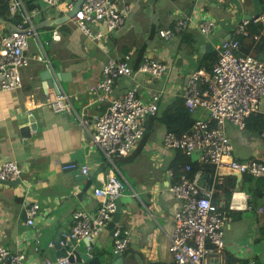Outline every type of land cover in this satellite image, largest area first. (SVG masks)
Segmentation results:
<instances>
[{
  "label": "crops",
  "instance_id": "crops-1",
  "mask_svg": "<svg viewBox=\"0 0 264 264\" xmlns=\"http://www.w3.org/2000/svg\"><path fill=\"white\" fill-rule=\"evenodd\" d=\"M117 2L119 8L123 3L130 4L124 24L114 30H107L103 24L95 25L104 34L93 39L80 30L71 16L65 17L67 12L47 6L41 0H32V8L37 9L32 16L37 53H27L29 64L19 69L21 85L13 90H0V161L14 160L24 169L20 183L14 186L0 183V243L16 250L19 234L28 232L30 237L24 243L28 264H45V257L62 256L54 245L55 238L67 236L75 209L92 210L101 202L93 188L108 178L111 169L125 185L118 220L113 225H107L108 221L95 239L85 237L88 244L85 238L72 239L73 243H79L83 252L93 250L91 256L98 255L100 264H111L119 256L123 257L124 264H172L166 233L173 227V215L179 202L168 186L179 180L180 172H176L175 167L180 162L175 165V160L183 154L163 146L162 137L167 131L163 123L146 118L143 122L146 142L137 145L129 155L113 157L114 165H111L101 148L89 144L87 139L94 115L104 112L108 105L107 101L97 99L92 87L101 78L102 66L109 58L122 59L129 55L134 69L145 57L162 61L167 64L162 76L136 70L133 75L118 78L113 85L114 94L118 95L135 84L139 96L146 100L159 91L160 113L176 96H182L185 77L205 66L206 53L218 52L221 40L234 36L236 24L246 15H252L253 10V14L264 11V0H226L222 4L212 0ZM195 10L212 17L216 27L207 34H202L195 26L187 27L169 39L159 34V30L172 29L178 18ZM52 19L57 22L43 23ZM15 22L10 15L0 16V36L9 32ZM55 30L59 32V39L53 38ZM253 46L252 55L264 62V38ZM34 54H40L41 59L34 58ZM44 69L50 71L53 84L42 78ZM55 71L66 72L67 76L64 80L57 78ZM56 86L67 94L70 105L66 110L55 111L45 102L46 95L55 91ZM31 117L36 127L28 130L26 137L22 128L30 124ZM154 123L164 126L163 133L159 139L148 143ZM227 130L236 159L256 156L264 160L263 113L248 118L243 129L228 123ZM145 147L153 150V157L159 156L165 170L144 181L131 167V181L124 170L128 171L129 162ZM68 163L76 165L64 168ZM84 163L88 165L87 174L80 169ZM236 186L239 188L229 177L223 193H215L213 200L223 210L227 209L231 188ZM251 201L249 208L232 211V220L225 225L227 264L264 263V211H258L260 206L264 207V186L261 195ZM32 202L39 203V208L34 223L27 225L25 209ZM116 226L122 235L126 231L129 235L126 247L119 253L114 251Z\"/></svg>",
  "mask_w": 264,
  "mask_h": 264
},
{
  "label": "built area",
  "instance_id": "built-area-1",
  "mask_svg": "<svg viewBox=\"0 0 264 264\" xmlns=\"http://www.w3.org/2000/svg\"><path fill=\"white\" fill-rule=\"evenodd\" d=\"M47 6H56L67 12L75 0H41ZM118 0H83L71 16L86 36L99 39L103 36L95 25L103 24L107 30L121 27L130 10V4L118 7ZM222 4L226 0H212ZM1 2V0H0ZM36 8H27L23 0H11L9 15L19 14L13 28L0 36V90H13L21 85L19 69L27 66L30 57L27 38L36 34L32 16ZM215 20L204 12L195 10L178 18L172 29H161L159 34L169 39L177 32L191 26L207 34L216 27ZM234 36L221 41L217 47L219 57L211 70L202 66L192 70L185 77L182 97L185 106L197 116L184 131L164 132L162 144L167 149L179 150L190 158L183 165L179 180L169 184L168 189L179 202L173 215V227L167 232L168 252L172 264H227L225 248V225L232 220L231 212L249 208L248 194L231 188L227 209L223 210L214 202L216 192L222 194L227 178L236 185L238 175L245 173L264 178V160L256 156L238 160L233 155V141L227 124L239 129L257 113L264 114V62L242 49L244 42L256 44L264 38V11L241 19L234 28ZM53 38L59 39L58 31ZM33 57L41 59L40 54ZM162 76L167 64L154 58L145 57L137 66H132L129 55L122 59L109 58L102 66V76L92 90L99 101H107V109L95 114L92 127L87 130L89 144H96L106 158L114 165L113 157L129 155L137 147L144 129L143 122L158 111L157 101L160 92L152 93L149 99L139 96L137 85L133 84L124 92L114 94V82L135 71ZM45 102L55 111L68 109L67 94L51 91ZM197 163V166L193 165ZM76 164H64L72 168ZM81 172L87 174L88 165L81 164ZM23 167L11 159L0 161V179L22 180ZM124 182L114 170L108 178L93 188L100 203L92 210L77 208L72 212V227L65 237L79 241L82 238H95L117 210L116 200L124 190ZM39 203L32 202L25 209L26 224L34 223ZM259 212L264 207L258 208ZM114 251L121 252L127 245V231L113 229ZM28 232L19 234L16 250H10L0 243V264H28L24 243ZM45 264H76L68 256L56 259L45 257Z\"/></svg>",
  "mask_w": 264,
  "mask_h": 264
},
{
  "label": "trees",
  "instance_id": "trees-1",
  "mask_svg": "<svg viewBox=\"0 0 264 264\" xmlns=\"http://www.w3.org/2000/svg\"><path fill=\"white\" fill-rule=\"evenodd\" d=\"M11 0H1L0 2V16L7 17L9 15V5ZM25 6L27 8H32V0H23ZM14 17L15 19L19 18V14H16ZM242 49H244L245 52H249L251 49V44L244 42L241 38ZM255 55H257L255 53ZM219 57V54L217 51L215 52H209L204 55L205 59V66L207 69L211 70L213 67V64L217 61ZM138 64V63H137ZM136 64V66H137ZM167 107L159 113V111L152 116H149V120H158L159 122L163 123L167 130H174L177 133H180L187 129L195 117L197 116V113L191 112L184 104V100L182 96H176L169 105H166ZM146 133H143V139L141 138L139 142V146H142L143 143L146 142ZM138 147V146H137ZM136 147V148H137ZM183 156V155H182ZM178 157L177 160H175V165L177 161L180 163L178 166L175 167L176 172L182 171L183 165L185 162L190 161L188 157ZM194 166H197L196 162H193ZM229 179V178H228ZM227 179V181H228ZM231 179V177H230ZM239 188L245 190L247 193H249V204L252 202L251 199L257 198L262 193V187L264 186V178L263 177H254L251 174L245 173L242 175L241 181L238 183ZM230 192L227 193L229 196Z\"/></svg>",
  "mask_w": 264,
  "mask_h": 264
},
{
  "label": "water",
  "instance_id": "water-1",
  "mask_svg": "<svg viewBox=\"0 0 264 264\" xmlns=\"http://www.w3.org/2000/svg\"><path fill=\"white\" fill-rule=\"evenodd\" d=\"M83 0H75L73 3V6L70 8V10L67 11L66 16H72L74 14V12L79 8L81 2ZM247 17H249L248 15H246ZM54 22H57L55 19L52 20H47L44 21V24H52ZM229 38L228 36L223 38L221 41L225 40ZM207 46L210 47V44L207 43ZM56 77H60L62 80H64V77L67 76L66 72H57L55 71ZM41 76L44 80L47 81L48 84H53V80L51 77V73L48 69H44L41 72ZM56 91H60V89L58 88V86H56ZM36 127V123L34 122L33 118L31 117V122L30 124H28L27 126H24V128H22V132L23 135L28 137L29 132L28 130H30L31 128H35ZM242 176L238 175L237 176V181H241ZM0 183H5L11 186H14L18 183H20V178L14 179V180H1L0 179ZM116 208L117 210L115 211V213L112 215L111 219L109 220V223L107 225H113L114 222H116L118 220V216L120 215L119 213V208H120V197L116 200ZM96 238V237H95ZM92 238V239H95ZM87 238L84 239V242L86 244H88L87 242ZM54 245L56 248L59 249L60 255L62 256H68V258L70 260L76 261V264H84V262H87L86 264H100V259L98 255H93V250H88L87 252H83L80 249V244L78 243H73L72 239H66L64 236L60 235L58 237L55 238L54 240ZM89 245H92V242L89 243ZM111 264H124L123 261V257L119 256L116 259H114V261ZM264 264V263H262Z\"/></svg>",
  "mask_w": 264,
  "mask_h": 264
},
{
  "label": "rangeland",
  "instance_id": "rangeland-1",
  "mask_svg": "<svg viewBox=\"0 0 264 264\" xmlns=\"http://www.w3.org/2000/svg\"><path fill=\"white\" fill-rule=\"evenodd\" d=\"M253 12L251 14H253ZM34 37L35 36H30L27 38L29 43V49L27 50V53L28 52L30 54L34 52L37 53L34 47V39H33ZM163 127L164 126L162 124L154 123L153 132L148 140V143H151L152 139L153 140L159 139L161 133H163L162 130ZM153 154H154L153 150L150 149L149 147H145L140 153H137L133 157V160H131V163L129 162V167L128 168L126 167L128 171L126 169L124 170L126 177L132 181L129 171L131 167L133 168L134 171L138 172L136 173V176L141 177L144 181L150 180L151 177H153L154 175L162 173L165 170V163L163 161H160L159 156L153 157ZM158 163H160L159 166L157 165ZM226 197L228 198L229 196L227 195Z\"/></svg>",
  "mask_w": 264,
  "mask_h": 264
}]
</instances>
